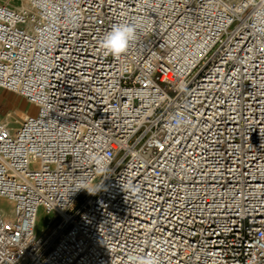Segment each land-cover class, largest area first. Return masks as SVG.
I'll return each mask as SVG.
<instances>
[{
    "label": "built area",
    "instance_id": "1",
    "mask_svg": "<svg viewBox=\"0 0 264 264\" xmlns=\"http://www.w3.org/2000/svg\"><path fill=\"white\" fill-rule=\"evenodd\" d=\"M14 1L0 89L35 111L0 119V264H264V0Z\"/></svg>",
    "mask_w": 264,
    "mask_h": 264
},
{
    "label": "rangeland",
    "instance_id": "2",
    "mask_svg": "<svg viewBox=\"0 0 264 264\" xmlns=\"http://www.w3.org/2000/svg\"><path fill=\"white\" fill-rule=\"evenodd\" d=\"M34 111V107L26 103V101L18 95L0 89V119L5 122L11 130L17 129L21 125L24 118L27 115L34 113ZM0 209L9 213L10 205L0 199ZM47 221L48 217L42 210H40L35 228V232L38 236L47 232Z\"/></svg>",
    "mask_w": 264,
    "mask_h": 264
},
{
    "label": "clouds",
    "instance_id": "3",
    "mask_svg": "<svg viewBox=\"0 0 264 264\" xmlns=\"http://www.w3.org/2000/svg\"><path fill=\"white\" fill-rule=\"evenodd\" d=\"M137 38V28L131 23H119L114 25L99 42L100 48L106 56L120 57L126 53L131 43ZM178 127L188 123L187 117H178L174 119ZM142 264H156V261L149 259Z\"/></svg>",
    "mask_w": 264,
    "mask_h": 264
},
{
    "label": "crops",
    "instance_id": "4",
    "mask_svg": "<svg viewBox=\"0 0 264 264\" xmlns=\"http://www.w3.org/2000/svg\"><path fill=\"white\" fill-rule=\"evenodd\" d=\"M10 3V4H15L14 0H0V3Z\"/></svg>",
    "mask_w": 264,
    "mask_h": 264
},
{
    "label": "bare ground",
    "instance_id": "5",
    "mask_svg": "<svg viewBox=\"0 0 264 264\" xmlns=\"http://www.w3.org/2000/svg\"><path fill=\"white\" fill-rule=\"evenodd\" d=\"M7 125V124H6ZM8 126V125H7ZM10 128V127H9ZM11 129V128H10ZM2 200H4V199H2ZM5 201V200H4ZM5 202H7V201H5ZM9 205H10V212H9V214L12 212V208H11V204L9 203V202H7ZM36 228V227H35Z\"/></svg>",
    "mask_w": 264,
    "mask_h": 264
}]
</instances>
